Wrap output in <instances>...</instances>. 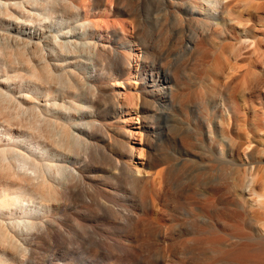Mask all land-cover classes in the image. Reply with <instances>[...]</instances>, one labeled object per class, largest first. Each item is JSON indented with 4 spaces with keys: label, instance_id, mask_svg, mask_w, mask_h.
I'll return each instance as SVG.
<instances>
[{
    "label": "rangeland",
    "instance_id": "374dc122",
    "mask_svg": "<svg viewBox=\"0 0 264 264\" xmlns=\"http://www.w3.org/2000/svg\"><path fill=\"white\" fill-rule=\"evenodd\" d=\"M106 1L68 0L48 20L47 40L75 43L47 58L55 78L35 99L40 124L0 103V119L26 140L37 127L65 166L24 183L35 199L24 201L28 215L0 217L8 227L0 264H264V244H242L245 234L264 239V209L241 198L246 178L264 191V0ZM89 20L100 29L83 28ZM81 43L94 51L73 53ZM0 45V81L17 77L10 93L27 96L24 50ZM113 50L128 73L108 68ZM154 68L170 78L167 100L165 82L150 88ZM51 100L57 105L46 106ZM59 125L78 134L75 153L56 146ZM14 177L0 169V194L17 190ZM209 227H218V244L193 242Z\"/></svg>",
    "mask_w": 264,
    "mask_h": 264
},
{
    "label": "bare ground",
    "instance_id": "6f19581e",
    "mask_svg": "<svg viewBox=\"0 0 264 264\" xmlns=\"http://www.w3.org/2000/svg\"><path fill=\"white\" fill-rule=\"evenodd\" d=\"M2 1L3 0H0V26L5 27V30L0 29V41H4V42L7 41L8 44L11 43L12 46L20 47L24 50L23 53L21 52L23 55L19 52L20 55L18 56H21L23 58V59L20 58L21 59L20 61L24 60L23 62L27 65L29 69L28 72L29 75H28L27 96L23 94L16 96L10 93V90L15 89L16 87L15 82H17V77L12 78L11 76H9V74L3 73L2 81H0L2 85L0 86V103L3 106V109H5V111H7L8 109L22 117H25L26 114H29L30 116L36 119L35 120L36 124H40L41 122L37 121V118L38 116L43 117L44 112L41 111L40 107H38L37 105L35 106V101L39 100L42 94L48 96L49 91L42 88L43 86L42 84L43 83L45 84L46 79L55 78V75L52 72L53 69L50 68L51 64L49 61H47V58L57 55L61 56L70 52L68 45L75 43V41H71L68 39L62 41L59 40L57 37H52V36H51L52 37L51 40L50 39L47 40L49 38L48 36H50L47 35V32H49L47 31V26H46L48 20L50 18L53 19V15L56 13L59 12L62 13L63 7L64 5H67L68 0H16L18 2H14V3L6 2V0H4V2ZM106 3H108V0L106 1ZM81 7L86 8L85 6H81ZM72 8L78 9V7H72ZM68 11H70V9ZM187 12L193 13L194 11L188 9ZM6 21L9 23L4 24L3 22ZM87 23L88 24L83 26V28L90 29L92 27L95 30L100 29V25L95 23V21L89 20ZM71 29L74 28L69 27L68 31H66L65 34H63L64 38H67V33H70V31H72ZM125 29L126 28H122L121 32L124 33L126 31ZM7 31H11V33ZM40 39L42 40L40 41ZM84 45L86 44L81 43L80 46H82V48L79 46L73 48V53L76 52L82 53L83 51L84 52L94 51V45L87 44L88 46L86 48L84 47ZM1 49L2 48L0 45V51ZM110 53L111 55L108 58L109 59L108 68L114 69L118 72L128 73L130 70L127 67L128 65L125 63L124 56L122 55V53L119 50H113ZM37 56L40 57L39 62L42 65V71L40 73L38 72L37 67H35L34 65V61ZM53 65L58 66L57 64H53ZM147 69L149 68H145V70ZM154 74H157V76L161 74L162 77L160 78H162V80L159 77H158L159 80H155L153 78ZM149 75L153 82L152 85L150 84V88L158 87L162 82H165L164 85H166V87H163L160 90V92L163 91L161 95L162 100H167L170 90V86H168L170 80L169 76H167L166 74H162V72L158 71V68L150 69ZM71 76L74 77L75 73H72ZM80 79L81 82L83 81L85 83L84 78L82 76L80 77ZM86 87L90 88L88 84L86 85ZM87 91L89 93L88 88ZM87 91L86 93H84L85 91L84 92L82 91L79 94H77L78 98L82 101L89 100L90 95L87 94ZM153 91L154 90L150 91L148 94L153 93ZM49 101L45 103L46 106L53 107L57 105V102L55 100H51L50 104ZM47 121L51 122V120H47ZM58 129L61 139L56 146L58 148L70 150L71 153H75L78 147L77 143L79 142L78 134L69 131L68 129L65 128V126L61 127V125H59ZM77 129L81 131L80 128ZM31 130H32V135L30 136L29 140H26V138H24V134L20 127L13 128L12 124H10L7 119H3V118L0 119V169L6 171L10 175L15 176L14 178L21 182V184H17L18 187L16 191H14L10 187L6 190V193L0 194V217L12 218L14 214V210H19L23 213V215H28L27 208L26 206H24V201H26L27 198L29 202H34L35 199H33L32 194L29 193V191H27L24 183L28 182V179L42 177L41 170L48 169L52 171H59V169H63L65 167L61 163L55 162L54 160L55 155L50 152V150L46 147V144L43 141L38 139L40 137L38 128L36 127L35 129V127L31 125ZM15 133L17 134V136H15L16 135ZM18 139H20L21 141H19ZM29 172H31L33 175L29 174ZM46 179L45 180L42 179L41 187L46 191L47 193L46 196H51L53 197V199L56 200L55 196H53L54 195L53 193L54 189L52 187L53 183L52 185H50L49 183L51 182L49 180H48L49 182H46ZM254 185L255 183L253 182V180H249V178L247 180L246 178V181L242 184L243 188L241 187L242 188L241 198L243 199L245 195H248L249 197H251L250 200H248V203L250 202L257 209L258 208L264 209V191H257ZM263 186H264V182H263ZM32 226H34V223L30 222L27 229L29 228L32 229L33 228ZM7 229L8 227L6 223L0 222V238L7 236V234H5V232H7ZM204 231H207V233L205 234L208 235L207 236L200 235L201 237L198 236V238L196 237L197 239L194 237L195 239L194 238L192 239L193 242H196L201 245H212V246L213 245L215 246L220 242V237L218 236V227L217 228L209 227L208 230H204ZM248 236L249 235L246 234L243 235L244 243L242 244L244 245L245 248L248 249V247H251L253 245L257 246L259 244H264V239L257 237L251 238Z\"/></svg>",
    "mask_w": 264,
    "mask_h": 264
}]
</instances>
